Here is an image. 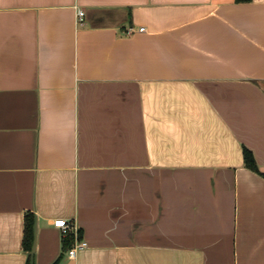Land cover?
<instances>
[{
	"label": "crops",
	"instance_id": "1",
	"mask_svg": "<svg viewBox=\"0 0 264 264\" xmlns=\"http://www.w3.org/2000/svg\"><path fill=\"white\" fill-rule=\"evenodd\" d=\"M263 175L264 0H0V264H264Z\"/></svg>",
	"mask_w": 264,
	"mask_h": 264
},
{
	"label": "trees",
	"instance_id": "2",
	"mask_svg": "<svg viewBox=\"0 0 264 264\" xmlns=\"http://www.w3.org/2000/svg\"><path fill=\"white\" fill-rule=\"evenodd\" d=\"M251 1L252 0H235V3L245 4V3H250ZM244 165L246 168L256 173H260L258 165L253 157V154L247 149L244 150ZM33 225H34V217L32 215H28L26 217V222H25V234H24V242H23L24 250L27 251L28 253L31 252L34 242ZM79 240H81L80 231H79ZM62 242H63V253L65 254L74 246L75 238L73 234L69 233L66 236H63ZM57 262H59V260ZM57 262L55 264H57Z\"/></svg>",
	"mask_w": 264,
	"mask_h": 264
},
{
	"label": "built area",
	"instance_id": "3",
	"mask_svg": "<svg viewBox=\"0 0 264 264\" xmlns=\"http://www.w3.org/2000/svg\"><path fill=\"white\" fill-rule=\"evenodd\" d=\"M84 23H85V12L82 10H78L77 24L78 26H83ZM141 30L143 31L144 29H141ZM54 226L61 230L63 236H66L69 233L73 234L75 238V243H74V246L67 252L70 258H75L79 250L87 247L86 242L79 240L80 230L76 224L69 222L67 220H64V219H59V220L54 221Z\"/></svg>",
	"mask_w": 264,
	"mask_h": 264
},
{
	"label": "water",
	"instance_id": "4",
	"mask_svg": "<svg viewBox=\"0 0 264 264\" xmlns=\"http://www.w3.org/2000/svg\"><path fill=\"white\" fill-rule=\"evenodd\" d=\"M34 230H35V227H34ZM33 250L32 251H34V246H33V248H32Z\"/></svg>",
	"mask_w": 264,
	"mask_h": 264
}]
</instances>
